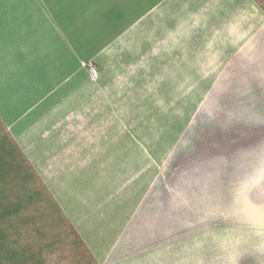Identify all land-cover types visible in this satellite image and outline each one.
Listing matches in <instances>:
<instances>
[{
  "label": "rangeland",
  "instance_id": "obj_1",
  "mask_svg": "<svg viewBox=\"0 0 264 264\" xmlns=\"http://www.w3.org/2000/svg\"><path fill=\"white\" fill-rule=\"evenodd\" d=\"M111 7L0 0V80L9 48L67 36L77 17L107 40ZM252 32L250 51L242 44L223 71L193 70L194 84H176L163 55L160 74L139 75L138 95L113 106L123 117L88 111L78 132L43 138L52 126L30 130L42 102L0 122V264H264V20ZM91 38L83 33L82 46ZM201 73L212 82L200 84ZM101 140L107 163L77 157Z\"/></svg>",
  "mask_w": 264,
  "mask_h": 264
},
{
  "label": "crops",
  "instance_id": "obj_2",
  "mask_svg": "<svg viewBox=\"0 0 264 264\" xmlns=\"http://www.w3.org/2000/svg\"><path fill=\"white\" fill-rule=\"evenodd\" d=\"M113 3L115 7L110 8L106 32H103L107 40L97 38L102 30L94 32V22L84 23L85 31H82L77 15L73 31L67 36L59 34L57 29L56 35L44 32L41 42L36 40L39 45L26 43L18 53L8 49V64L3 69L9 76L5 79L4 74L0 80L3 125L8 124L4 122L7 118L16 119L37 110L42 102L48 104L30 124V130L40 132L44 130L42 126H52L54 131H42L43 138L52 132H78L77 122L88 111L102 116L98 112L101 109L105 116L123 117L122 110L113 106L129 100L126 93L138 95L133 91L142 83L139 75L160 74L156 72L160 71L163 55H170L164 58L170 61L165 67L178 74L179 77L174 76L178 79L176 84H194L193 70L223 71L230 67L226 63L234 61L242 44L249 45L247 51H250L252 31L257 29L260 19L264 20V11L256 0H109L110 6ZM122 21L127 22L123 29ZM83 33L93 37L88 39V46L81 44ZM150 37L152 41L147 42ZM92 69L96 70L95 75ZM183 70L188 73L184 75ZM218 74L216 82L223 77ZM202 75L205 78L200 84L212 82L208 79L209 73ZM23 84L22 88L18 87ZM81 103H88V107L82 110ZM19 110L23 113L19 114ZM51 118H57L53 125ZM66 123L68 127L61 126ZM104 128L108 129V124ZM99 142L98 146L95 143L83 147L84 153L77 157L89 165L97 164L98 157L100 163H107L108 140ZM127 148L139 149L135 143Z\"/></svg>",
  "mask_w": 264,
  "mask_h": 264
},
{
  "label": "built area",
  "instance_id": "obj_3",
  "mask_svg": "<svg viewBox=\"0 0 264 264\" xmlns=\"http://www.w3.org/2000/svg\"><path fill=\"white\" fill-rule=\"evenodd\" d=\"M92 73H93V74H96V70H95V69H92Z\"/></svg>",
  "mask_w": 264,
  "mask_h": 264
}]
</instances>
